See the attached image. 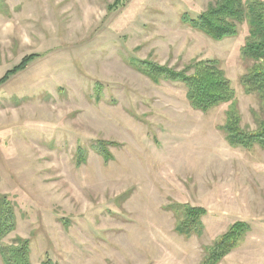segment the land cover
I'll return each mask as SVG.
<instances>
[{
	"label": "rangeland",
	"instance_id": "1",
	"mask_svg": "<svg viewBox=\"0 0 264 264\" xmlns=\"http://www.w3.org/2000/svg\"><path fill=\"white\" fill-rule=\"evenodd\" d=\"M214 0H0V194L31 264H200L235 221L244 240L218 264H264V148L231 146L230 102L194 109L180 82L134 67L217 59L240 124L255 129V95L240 77L247 23L214 40L181 20ZM112 141V159L96 152ZM84 160L77 164V154ZM172 202L205 208L202 233L174 230ZM0 264H3L0 258Z\"/></svg>",
	"mask_w": 264,
	"mask_h": 264
},
{
	"label": "trees",
	"instance_id": "2",
	"mask_svg": "<svg viewBox=\"0 0 264 264\" xmlns=\"http://www.w3.org/2000/svg\"><path fill=\"white\" fill-rule=\"evenodd\" d=\"M120 2L121 0H113L108 8H114ZM181 20L214 40L235 36L238 27L243 22L247 23L248 33L242 48V56L250 61V65L240 77V83L245 93L255 95L258 100L257 111L251 113L255 129L249 130L248 127L241 126L240 116L233 106L234 89L217 59H194L180 69L150 60H139L134 63V67L154 82L167 80L182 83L190 106L202 112L231 101L226 111L225 122L221 126L226 141L231 146L248 148L258 145L264 148V0H214L196 16L183 13ZM35 56H24L18 65L1 76L0 83L10 74L23 68ZM109 144L113 142L97 140L94 145L96 152L105 161L113 158ZM83 160L84 155L77 154V164ZM167 207L175 216L174 230L178 234L189 237L202 233L201 217L206 214L205 208L178 202H172L165 208ZM15 226L14 205L6 195L0 194L1 261L3 264H31L28 239L15 237L10 243L2 241ZM250 229V224L245 221L230 224L211 244L203 246L200 264H218L244 240ZM47 260L40 264H51Z\"/></svg>",
	"mask_w": 264,
	"mask_h": 264
}]
</instances>
